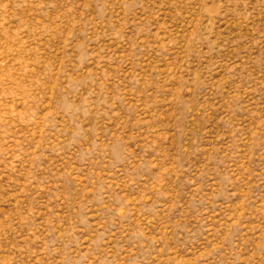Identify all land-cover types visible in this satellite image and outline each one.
<instances>
[{"label": "rangeland", "instance_id": "1", "mask_svg": "<svg viewBox=\"0 0 264 264\" xmlns=\"http://www.w3.org/2000/svg\"><path fill=\"white\" fill-rule=\"evenodd\" d=\"M0 264H264V0H0Z\"/></svg>", "mask_w": 264, "mask_h": 264}]
</instances>
